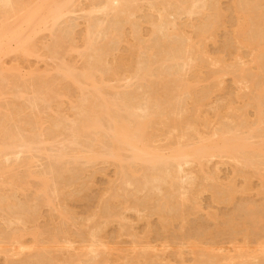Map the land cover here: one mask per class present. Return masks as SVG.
I'll return each instance as SVG.
<instances>
[{
	"label": "rangeland",
	"instance_id": "374dc122",
	"mask_svg": "<svg viewBox=\"0 0 264 264\" xmlns=\"http://www.w3.org/2000/svg\"><path fill=\"white\" fill-rule=\"evenodd\" d=\"M177 1L132 0L116 22L113 10H93L104 0H75L72 12L34 36L30 52L14 50L1 58L0 124L6 116L4 123L15 131L18 120L39 117V127L55 129L60 120H73L80 105L90 111L91 87L80 91L57 72L64 63L79 71L88 60L105 73L101 91L110 99L124 94L156 99L173 80L191 81L195 95L175 89L178 119L162 117L147 129L154 147L165 151L237 125L246 134L257 124L260 104L257 136L249 139L257 145L264 139V69L245 38L243 15L250 0H180L184 9ZM258 4L264 9V0ZM209 14L213 22L199 35ZM16 18L10 14L6 20ZM63 32L65 40L56 47ZM87 40L96 50H86ZM172 45L183 56L176 76L168 66ZM151 46V76L132 77ZM80 50L93 58L81 57ZM39 82L43 88H37ZM34 88L47 98L36 97V105L29 103ZM58 128V134L45 137L55 139L56 149L68 135ZM40 148L44 151L0 156V264H29L38 251L50 257L47 264H264V161L258 157L253 163L224 154L191 160L172 185L149 193L122 181L115 160L80 159L64 166L44 194L34 174L47 169L52 151L48 143ZM50 239L56 240L52 249Z\"/></svg>",
	"mask_w": 264,
	"mask_h": 264
},
{
	"label": "bare ground",
	"instance_id": "6f19581e",
	"mask_svg": "<svg viewBox=\"0 0 264 264\" xmlns=\"http://www.w3.org/2000/svg\"><path fill=\"white\" fill-rule=\"evenodd\" d=\"M74 2L75 0H38L25 3L22 0H0V71L3 67L1 58L4 55L14 50L30 52L29 45L34 36L40 30L46 29L47 26H54L72 12ZM131 2L132 0H104L99 7L96 6L93 10H113L116 22H118L123 19ZM177 2L178 8H185L182 1ZM258 2L259 0H250L251 4H247L249 11L243 15L244 21L247 22L244 32L247 30L249 33L245 35V38L256 47L258 66L264 69V9L259 6ZM10 14L17 15L14 23H8L6 20ZM212 22V15L209 14L200 29L201 31L203 28V33H199V35L203 36L204 29ZM161 26L160 24L158 30L161 31V36L165 37L164 31L160 29ZM254 30L258 35L253 33ZM156 31L157 26L152 34L156 35ZM64 40L63 32L55 40V46L60 47V42ZM93 47L92 40H87L86 50H96ZM153 48L151 46L146 60L142 61L138 69L133 72L132 77L145 80L151 76L153 69L150 58L154 54ZM169 49L173 52L168 60V66L172 71L170 74L176 76L178 72L173 71L178 69V62L183 59V56L180 55V49H174L173 45ZM162 50L163 55L167 56L166 48L163 47ZM78 53L83 58H86V55L88 58H93L92 54H86L82 50ZM57 72L61 78L76 84L80 91L89 89L88 85L93 91L90 111L86 110L85 105H80L77 107L79 112L69 123L60 120L58 124H54L57 127L55 128L57 132H59L60 125L68 131V135L59 148L56 149L53 145L54 138L48 139L49 141L45 139V137L57 133L56 130L50 125L39 127V117L18 120L19 124L15 131H12L4 123L7 121L6 116H2L0 124V156L34 150L43 152L44 148L41 149L40 144L42 142L50 144L52 152L48 154L47 169L42 173L34 174L39 180V189L44 194L48 193L50 186L57 183V178L61 176L64 166L74 164L80 159L87 162L97 159L115 160L119 163L122 181L134 184L135 190L147 189L148 193L154 190L162 191L167 186L166 184L172 185L178 180L182 165L191 160L199 161L206 156L224 154L234 156L236 159L240 158L245 163H253L257 157L264 161V139L260 140L257 145L249 143V139L257 136L259 122L262 119L263 111L260 104L257 106V124L248 127L246 134L238 132L239 125L233 128L224 127L214 137L203 138L185 145L167 146L166 150L162 151L152 145V133L147 129L151 124L161 122L162 117L171 122L178 119L174 116L177 110L173 109L177 107L179 101L174 99L175 89L183 88L193 96L195 93L194 90L192 91L191 81L187 80L179 85V82L176 81L179 78L173 80L172 85L165 86L164 95L156 99L145 95L141 100H136L134 96L127 94L110 99L101 91L102 86L105 85V73L96 69L91 61L85 60L83 68L79 71L67 63L60 64L57 66ZM98 77H100L99 80H97ZM43 85L44 82H39L37 88H43ZM252 87H254V83H252ZM260 88L263 90L264 84ZM33 93L35 96L29 101L33 105H36L39 97L41 100L47 99L46 94L39 96L35 88ZM18 94L19 92H16L14 96H18ZM86 97L87 95L83 94L82 99L86 100ZM180 115L182 112H179ZM26 126H36L37 130L28 131ZM123 151L128 154L126 158L122 155ZM138 167H140L139 176L136 175L138 170L135 169ZM134 199L135 205H138L137 198ZM106 207L110 208L111 202H107ZM50 242V249H52L56 240L50 239ZM31 258L29 264H47V259H50L46 254H40V251Z\"/></svg>",
	"mask_w": 264,
	"mask_h": 264
}]
</instances>
